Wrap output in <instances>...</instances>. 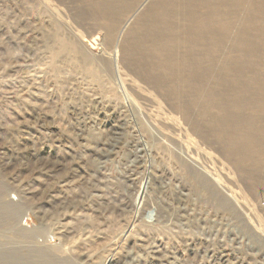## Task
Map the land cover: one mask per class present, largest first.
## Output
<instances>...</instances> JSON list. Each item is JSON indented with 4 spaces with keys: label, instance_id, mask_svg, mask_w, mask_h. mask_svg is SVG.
<instances>
[{
    "label": "rangeland",
    "instance_id": "rangeland-1",
    "mask_svg": "<svg viewBox=\"0 0 264 264\" xmlns=\"http://www.w3.org/2000/svg\"><path fill=\"white\" fill-rule=\"evenodd\" d=\"M263 171L264 0H0V264H264Z\"/></svg>",
    "mask_w": 264,
    "mask_h": 264
},
{
    "label": "bare ground",
    "instance_id": "bare-ground-1",
    "mask_svg": "<svg viewBox=\"0 0 264 264\" xmlns=\"http://www.w3.org/2000/svg\"><path fill=\"white\" fill-rule=\"evenodd\" d=\"M143 22V21H142ZM196 22V21H195ZM163 23V22H162ZM194 23V22H193ZM168 26V25H167ZM147 33V32H146ZM163 34V33H162ZM156 42V41H155ZM166 44V43H165ZM175 45V44H174ZM217 46V45H216ZM153 47V46H152ZM212 47V46H211ZM214 49V48H213ZM215 49H217V48H215ZM162 51V50H161ZM213 52V51H212ZM213 54V53H212ZM170 63V62H169ZM200 63V62H199ZM187 64V63H186ZM186 64H185V66H186ZM193 64V63H192ZM189 66H191V65H189ZM188 66V67H189ZM192 67V66H191ZM200 68V67H199ZM185 69V68H184ZM202 69V68H201ZM189 74V73H188ZM196 74V73H195ZM180 75V74H179ZM181 88V87H180ZM171 90V89H170ZM172 93V92H171ZM174 93V92H173ZM197 104V103H196ZM229 110V109H228ZM241 117V116H240ZM214 121V120H213ZM201 126V125H200ZM234 148V147H233ZM264 172V171H263Z\"/></svg>",
    "mask_w": 264,
    "mask_h": 264
}]
</instances>
